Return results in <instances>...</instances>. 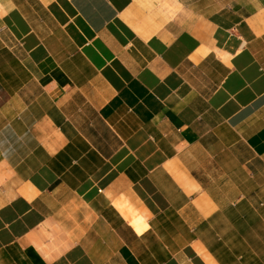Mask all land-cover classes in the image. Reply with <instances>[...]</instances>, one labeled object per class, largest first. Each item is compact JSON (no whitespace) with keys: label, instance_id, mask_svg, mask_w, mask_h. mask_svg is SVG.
<instances>
[{"label":"crops","instance_id":"obj_1","mask_svg":"<svg viewBox=\"0 0 264 264\" xmlns=\"http://www.w3.org/2000/svg\"><path fill=\"white\" fill-rule=\"evenodd\" d=\"M0 264H264V0H0Z\"/></svg>","mask_w":264,"mask_h":264}]
</instances>
